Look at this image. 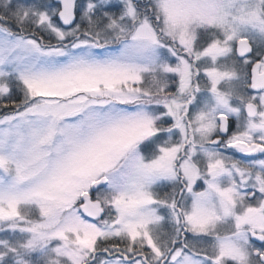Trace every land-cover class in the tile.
Masks as SVG:
<instances>
[{
	"label": "snow or ice",
	"instance_id": "6c2138e0",
	"mask_svg": "<svg viewBox=\"0 0 264 264\" xmlns=\"http://www.w3.org/2000/svg\"><path fill=\"white\" fill-rule=\"evenodd\" d=\"M0 264H264V0H0Z\"/></svg>",
	"mask_w": 264,
	"mask_h": 264
}]
</instances>
